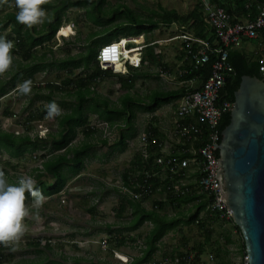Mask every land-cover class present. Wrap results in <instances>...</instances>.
Instances as JSON below:
<instances>
[{
    "label": "rangeland",
    "instance_id": "rangeland-1",
    "mask_svg": "<svg viewBox=\"0 0 264 264\" xmlns=\"http://www.w3.org/2000/svg\"><path fill=\"white\" fill-rule=\"evenodd\" d=\"M59 1L42 0L40 6L46 10L45 16L49 14V9L47 6L44 7V2ZM199 1L105 0L104 6L107 10H113L119 5L127 7L145 20L150 17L151 10H159L160 7L175 10L180 15H187L196 9ZM0 6L1 12L4 8ZM15 9L16 3L12 2V8H7L5 12L16 11ZM5 12L2 14L5 15ZM45 16L41 22L36 23L38 29L42 27ZM0 17L3 18V16ZM62 20L63 23L57 34L46 44L53 50V53H48L49 60L52 57L63 58L67 49H71L72 55L83 52L90 33L100 30L87 19L84 7L67 9ZM9 30L10 28L7 29ZM181 34L182 29L179 24L173 23L171 26L161 25L148 35L151 42L158 43L156 51L163 56L164 62L169 66L176 65V68L170 75H161L156 67L145 69L148 73L145 72V75L137 80L136 86L130 89V95L135 102L146 103L156 92L180 89L181 82L179 78L177 79L176 69L182 64L178 59V54L182 50L180 47L182 39L178 37ZM145 40L146 36L141 35L135 39V43L145 46ZM39 50L43 52L42 49ZM17 58L22 61L20 55ZM120 69H122L121 66L111 68L114 74L120 72ZM10 70L14 71L11 67ZM82 72V70H76L75 73L80 75ZM56 74L57 71L51 69L37 72L36 82L31 84V91L26 94L19 91L21 83L12 85L10 73L1 76L7 87V93L0 96V130L16 135L27 133L33 139L46 138V142L40 149L27 152L22 158L10 157L6 152L0 155V172L3 170L9 172L6 177L8 183L27 175H31L37 181L39 173L43 174L41 180L49 183L55 181L54 177L44 171L45 159L42 155L51 156L50 135L56 134L60 129L58 116L50 118L46 115L44 119L32 122V128L28 132L27 128L30 124L27 123V118L32 111L47 109L46 106L50 101L46 98L49 94L46 85L49 82L60 81L56 80ZM93 88L97 94L108 99L111 106L118 108L122 106L121 98L127 92L120 86L116 77L104 79ZM53 99L60 107V114L68 112L75 102L74 97L59 91L53 94ZM173 113L172 103L165 104L152 113L136 109L133 127L137 129L139 135L147 126L153 124L159 132L167 134ZM90 121L95 126V130L86 137L84 131L78 128L70 144L74 147L84 141L94 144L93 152L89 158L85 159L83 169L75 176L68 175V180L60 193L53 196L42 195L40 203H37L35 196L25 199V207L28 209V214L24 218L25 231L18 239L9 241L8 249L3 251L7 260L0 262L1 264H128L125 262L135 260L142 255L141 250L146 248L144 237L153 225L147 222L135 231H118L126 228L133 218L129 204L126 205L122 216L118 214L124 194L121 191L125 181L124 175L133 164L135 146L138 141L136 137L129 139L127 147H122L118 143L121 139L119 128L109 131L95 114H90ZM117 123L125 126L122 120ZM105 129L108 131L105 132ZM103 138H107V144L103 143ZM62 152L64 150L53 154ZM8 162L16 166V169L9 167ZM162 198L166 199L163 194H156L141 204L144 203L143 206L151 210L155 208L154 202ZM192 206V204L183 205L175 209L167 205L163 213L169 219L178 218L182 222L166 231L164 237L157 243V250L152 257L159 259L164 254L194 252L203 246L202 255L205 258L208 256L217 258L215 251L219 246L229 251V255L223 251L219 259L222 258L225 263L232 264L241 262L242 254L239 248L241 237L236 225L231 221H212L206 212H202L200 218L209 221L210 230L213 231L211 239L208 240L206 234L197 225L186 223L194 212ZM110 234L113 236L111 240ZM226 234L231 235L234 243H226L223 237ZM129 235L131 238L136 237L137 240L132 242L126 239L125 243H120L122 237L128 238Z\"/></svg>",
    "mask_w": 264,
    "mask_h": 264
},
{
    "label": "trees",
    "instance_id": "trees-1",
    "mask_svg": "<svg viewBox=\"0 0 264 264\" xmlns=\"http://www.w3.org/2000/svg\"><path fill=\"white\" fill-rule=\"evenodd\" d=\"M12 2L15 3V0H0V5L4 8L0 12V16H3L2 19L0 17V34L14 41V48L12 49L13 63L10 66L14 71H11L9 67L5 72L0 73V96L7 93V87L1 79L3 74L10 73L12 85L15 86L18 82L22 84L25 80H30L31 84H33L36 82L37 72L51 69L57 71L56 80L60 81L49 82L46 85L49 91V94L46 96L47 100L53 101V94L56 91L75 99L68 112L58 115L60 129L56 134L50 135L51 156L48 157V154L42 155V158L45 159L43 162L44 171L55 178L54 182L49 183L41 180L42 173L38 174L35 186L40 189L42 195L46 196L60 193L68 180V175H77L83 169L85 159L91 156L94 148L93 143L84 141L76 147L70 145L76 136L78 128L84 131L86 137L92 133V130H95V127L91 125L90 114H95L99 120L108 121L111 125L116 124L119 120L124 121L125 126H119L121 139L118 143L122 147H127V140L135 136L133 120L136 117V109L150 113L155 112L161 106L177 100L187 91V88H180L168 92H156L152 94L150 100L146 103L135 102L134 98L130 95V89H133L136 86L137 80L145 75L144 71L128 66V73L121 75L118 73L114 74L111 69H102L97 59L99 43L113 42L120 37H139L145 35L147 55L143 56V60L148 59L151 66L158 65L171 71L170 66L163 62V57L155 54L154 46L151 45V39L148 35L153 33L155 29L161 25L171 26L173 23H178L182 32L191 33L195 37L211 42L215 39L213 29H210L204 22L201 1H199L196 9L187 15H180L175 10H166L160 7L159 10H151L150 17L145 20L129 8H124L120 5L113 10H107L104 6L105 0L44 2L45 5H43L45 8L47 6L49 14L45 16L40 29L37 28L36 24L29 26L18 22L16 20L17 8L15 9L16 11L5 12L7 8H12ZM212 2L218 7L224 8L233 17L234 22L239 21L242 16H248L249 13L254 14L257 10V5H262L261 2L253 0H212ZM74 7L86 8L87 19L94 26L100 28V30L90 33L83 52L72 55L71 49H67L66 55L63 58L52 57L49 60L48 53H53V50L46 44L55 37L63 23V15L67 9ZM3 12H5V15L2 14ZM122 18L124 20H121ZM8 28H10L9 31H7ZM129 45L131 46V44ZM39 49H42L43 52H40ZM184 54L185 50H182L180 53L181 58H183ZM228 54V62L233 67V72L221 91L219 103L229 101L234 105L235 92L240 87L242 77L249 75L264 78V75L259 70V58L250 59L242 49L230 48ZM19 55L22 57V61L17 58ZM215 60L216 56L214 55L208 63L199 65L197 70L189 72L182 78L179 77V79L207 80L211 75ZM190 66L188 65L187 68L190 69ZM76 70H82L83 72L77 75L75 73ZM109 77L118 78L120 86L127 91L121 98L122 106L120 108L111 106L108 99L103 98L94 91L93 87L96 84ZM46 115L47 109L45 108L30 112L27 118V123L30 124L27 132L32 128V122L42 120ZM230 115L231 111L223 114L221 121L222 130L229 124ZM150 127L156 135L163 137L156 126L151 124ZM45 140L46 138H41V140L37 138L33 139L27 133L16 135L0 130V155L6 152L10 157L22 158L27 152H34L40 149L46 142ZM102 141L104 144H107V139L103 138ZM61 150H64V152L53 154ZM7 165L16 169V166H13L11 162H8ZM2 172L6 179L9 172L7 170H3ZM124 179L125 181L127 180L126 172ZM18 181L19 178L16 181L11 180V183H18ZM154 183L155 186L160 185L158 180H154ZM30 197L33 196L26 192L25 199ZM122 199L124 201L122 200L118 215L122 216L126 205L129 204L133 218L129 225L124 229L118 230L119 232L135 231L147 222L153 225L152 229L144 237L146 248L142 250L143 255L135 258L131 264H139L151 259L157 250V243L164 237L166 231L182 222L178 218L169 219L163 213L167 205H171L177 209L183 205L192 204L194 212L186 220V223L197 225L206 234L208 240L212 237L213 231L210 230L209 221H204L200 218L201 213L206 210L209 200L203 199L200 196L190 195L180 199L168 196L165 200L155 201V208L151 210L144 207L141 202L129 200L125 195H123ZM211 219L212 221H219L216 217ZM236 228L241 237V242L239 243L240 252L242 255L247 254L241 230L238 226ZM112 237L110 234L109 239L111 240ZM223 237L227 244L234 243L230 234H226ZM126 239H130L132 242L137 240L136 237L131 238L129 235L128 238L122 237L120 243H125ZM8 245L9 241L0 243V262L7 260L3 255V251L8 249ZM223 251L226 255H229V251L225 247L217 246L215 252L220 257ZM197 252L202 254L204 247L200 246ZM219 260L225 263L224 259L220 258Z\"/></svg>",
    "mask_w": 264,
    "mask_h": 264
},
{
    "label": "built area",
    "instance_id": "built-area-1",
    "mask_svg": "<svg viewBox=\"0 0 264 264\" xmlns=\"http://www.w3.org/2000/svg\"><path fill=\"white\" fill-rule=\"evenodd\" d=\"M200 1L204 22L213 29L215 39L211 42L182 32L178 36L184 44L181 49L185 50V57L190 59L192 64L190 69L180 70L178 76L182 78L185 74L197 70L199 65L208 63L215 55L211 75L203 81H180V87L187 88V91L172 102L174 113L168 133H161L163 137L156 135L150 125L139 135L135 128V136L129 139L136 137L138 144L135 146L134 161L128 168L127 180L123 181L121 191L129 200L141 203L156 194L175 199L190 195L200 196L209 200L206 210L203 211L209 217L234 223L231 212L221 201L216 174V170H219V148H215L219 147L221 141L223 114L231 111L233 104L229 101H219L221 91L233 72V67L228 62L229 49H241L245 42L264 38V5H257L256 12L249 13L246 21L234 22L232 16L212 0ZM133 43L135 44V39L129 37L103 44L97 56L101 68L107 70L121 66L120 72H126L127 66L140 68L143 63L148 64L142 58L145 46L131 47L129 44ZM259 46V70L264 74V44L260 42ZM158 71L161 75H166L163 70ZM99 121L106 125L109 131L123 126L119 123L111 125L105 120ZM106 129L105 132L108 131ZM154 180H158L160 185L155 186ZM141 254L143 255L142 250ZM133 261L134 259L125 263L131 264ZM248 261L247 254H244L241 262L233 264H248ZM139 264L232 263L220 262L215 256L205 258L197 251H186L164 254L159 259L152 257Z\"/></svg>",
    "mask_w": 264,
    "mask_h": 264
},
{
    "label": "water",
    "instance_id": "water-1",
    "mask_svg": "<svg viewBox=\"0 0 264 264\" xmlns=\"http://www.w3.org/2000/svg\"><path fill=\"white\" fill-rule=\"evenodd\" d=\"M230 117L215 146L221 201L241 230L248 264H264V78L242 77Z\"/></svg>",
    "mask_w": 264,
    "mask_h": 264
},
{
    "label": "clouds",
    "instance_id": "clouds-1",
    "mask_svg": "<svg viewBox=\"0 0 264 264\" xmlns=\"http://www.w3.org/2000/svg\"><path fill=\"white\" fill-rule=\"evenodd\" d=\"M15 3L16 20L22 24L30 26L39 23L46 15V10L40 6L42 0H15ZM13 48L14 41L0 34V73L12 65ZM19 91L29 93L31 81L22 82ZM46 107L48 117L60 114V107L55 101H50ZM35 185L36 180L31 175L19 177L18 183H8L3 172H0V242L16 240L25 231L24 218L28 214L24 203L25 193L35 196L37 203H40L42 198L40 189Z\"/></svg>",
    "mask_w": 264,
    "mask_h": 264
},
{
    "label": "crops",
    "instance_id": "crops-1",
    "mask_svg": "<svg viewBox=\"0 0 264 264\" xmlns=\"http://www.w3.org/2000/svg\"><path fill=\"white\" fill-rule=\"evenodd\" d=\"M253 1H255V2H257V1H259V2H261L262 3V5H264V0H253ZM224 9V8H223ZM233 18V17H232ZM246 19H247V16H242L240 19H239V22H244V21H246ZM120 38H129V37H120ZM119 38V39H120ZM130 38H137V37H130ZM260 42L261 43H263L264 44V38H261V39H259V41H248V42H245L244 44H243V46H242V50L248 55V57L250 58V59H252V60H254V59H257V58H259V56H260V52H259V50H260V46H259V44H260ZM105 43H108V42H103V43H101L100 45H99V47L98 48H100L103 44H105ZM158 44V43H157ZM156 43H154V41H152L151 42V45H153L154 46V52H155V54H157V55H160V53L159 52H157L156 51V45H157ZM134 45H136V46H144L143 44H134ZM131 47H133V45H131ZM180 47L181 48H183V43L180 45ZM182 52V50L179 52V54H178V59H179V62L181 63L182 62V64H180L181 66L180 67H178L177 66V79L179 78L178 77V73H179V71L180 70H182L183 68H187V66L188 65H191L192 64V62H191V60L189 59H187L186 57H185V54H184V56H183V58H181V56H180V53ZM147 53V45H145V48H144V50H142V58H143V56L144 55H147L146 54ZM160 56H162V55H160ZM163 57V56H162ZM144 62H146V63H148V64H144L143 63V65L140 67V68H138V69H142L143 71H144V73L146 72L145 71V69H149L150 67H156L157 68V70H163L164 72H166V75H170L171 73H172V71H174L175 70V68H176V65H175V67L174 66H171L170 65V68H171V71H168L167 69H165V68H162V67H160V66H151L150 65V63H149V61H148V59H145V61ZM163 62H164V58H163ZM166 63V62H165ZM128 73V66H127V71L126 72H118V74H121V75H126ZM105 79H107V78H105ZM186 81H191L192 79H185ZM179 81H181L180 79H179ZM181 88V87H180ZM129 140V139H128ZM128 140H127V142H126V144L128 145ZM126 148V147H125ZM144 204V203H143ZM142 204V205H143Z\"/></svg>",
    "mask_w": 264,
    "mask_h": 264
},
{
    "label": "snow or ice",
    "instance_id": "snow-or-ice-1",
    "mask_svg": "<svg viewBox=\"0 0 264 264\" xmlns=\"http://www.w3.org/2000/svg\"><path fill=\"white\" fill-rule=\"evenodd\" d=\"M112 51H113V52L115 51V46H113ZM107 53H108V50L106 49V50H105V54H106V56H107Z\"/></svg>",
    "mask_w": 264,
    "mask_h": 264
},
{
    "label": "bare ground",
    "instance_id": "bare-ground-1",
    "mask_svg": "<svg viewBox=\"0 0 264 264\" xmlns=\"http://www.w3.org/2000/svg\"><path fill=\"white\" fill-rule=\"evenodd\" d=\"M136 41H138V40H136ZM140 42V41H139Z\"/></svg>",
    "mask_w": 264,
    "mask_h": 264
}]
</instances>
